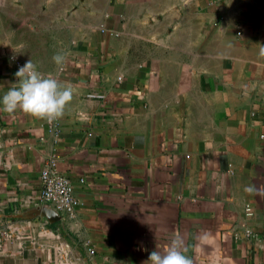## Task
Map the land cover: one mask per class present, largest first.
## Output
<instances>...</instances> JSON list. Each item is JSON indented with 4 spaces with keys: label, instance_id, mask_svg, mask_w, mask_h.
Segmentation results:
<instances>
[{
    "label": "crops",
    "instance_id": "obj_1",
    "mask_svg": "<svg viewBox=\"0 0 264 264\" xmlns=\"http://www.w3.org/2000/svg\"><path fill=\"white\" fill-rule=\"evenodd\" d=\"M14 21L73 95L52 121L0 110V264H144L177 238L264 264V0H0V95ZM49 160L72 213L41 199Z\"/></svg>",
    "mask_w": 264,
    "mask_h": 264
},
{
    "label": "clouds",
    "instance_id": "obj_2",
    "mask_svg": "<svg viewBox=\"0 0 264 264\" xmlns=\"http://www.w3.org/2000/svg\"><path fill=\"white\" fill-rule=\"evenodd\" d=\"M56 65L65 63L63 54L53 56ZM16 80L0 95V110L9 114L17 109L25 113L55 120L63 115L67 103L72 99L71 86L57 80L53 75L44 76L31 60L15 72ZM144 264H192L183 252V241L174 239L165 247L164 253L153 250Z\"/></svg>",
    "mask_w": 264,
    "mask_h": 264
},
{
    "label": "built area",
    "instance_id": "obj_3",
    "mask_svg": "<svg viewBox=\"0 0 264 264\" xmlns=\"http://www.w3.org/2000/svg\"><path fill=\"white\" fill-rule=\"evenodd\" d=\"M14 60L13 57H10ZM18 67L22 64L15 61ZM41 199L45 203L53 206L58 211L72 213L77 206V200L74 196L73 187L70 179L64 173L60 172L53 160H49L41 169ZM246 214H251L249 205L245 207Z\"/></svg>",
    "mask_w": 264,
    "mask_h": 264
},
{
    "label": "rangeland",
    "instance_id": "obj_4",
    "mask_svg": "<svg viewBox=\"0 0 264 264\" xmlns=\"http://www.w3.org/2000/svg\"><path fill=\"white\" fill-rule=\"evenodd\" d=\"M22 23L23 21H14V44L16 47H19L20 44H22L20 49L26 54V57H24L25 62L31 60L37 70L52 66L54 63L53 59L45 57L44 55L52 52L51 49L53 43L46 39L48 37L45 34L31 35L28 32L23 31L24 28L22 27Z\"/></svg>",
    "mask_w": 264,
    "mask_h": 264
}]
</instances>
